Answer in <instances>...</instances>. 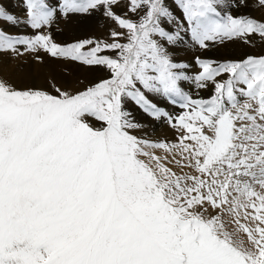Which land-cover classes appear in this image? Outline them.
I'll return each instance as SVG.
<instances>
[{
    "label": "snow or ice",
    "instance_id": "6c2138e0",
    "mask_svg": "<svg viewBox=\"0 0 264 264\" xmlns=\"http://www.w3.org/2000/svg\"><path fill=\"white\" fill-rule=\"evenodd\" d=\"M120 3L21 0L23 20L0 5V24L33 30L0 26V58L42 51L110 73L75 93L0 79V264H264V55L197 56L190 77L170 51L186 37L264 42V18L242 12L249 0H127L117 14ZM94 12L121 29L111 42L61 45L48 31ZM129 102L175 139L133 134Z\"/></svg>",
    "mask_w": 264,
    "mask_h": 264
},
{
    "label": "bare ground",
    "instance_id": "6f19581e",
    "mask_svg": "<svg viewBox=\"0 0 264 264\" xmlns=\"http://www.w3.org/2000/svg\"><path fill=\"white\" fill-rule=\"evenodd\" d=\"M7 2L8 0H0V3L3 7L6 6ZM254 3L255 0H249L248 9L251 12V14H253L254 17L258 18L260 12L264 11V8L254 7L253 6ZM134 16L136 15L131 13V15H128L127 18H133ZM98 20H100V22H102L103 20L105 22V25L101 26ZM108 20L106 18L100 19L98 15H94V14L88 16L81 15V17L79 18L73 15H70L69 18L62 17L58 26V28L60 29V35L55 39V42L59 41L61 38L67 41V43L63 45L70 44L75 41L78 42L85 38L94 39L98 41L111 42V37H110L111 30L115 29L117 31H121V29L118 28L115 22H113L110 19ZM22 26L25 27L24 34L27 35L33 34V30L27 28L24 24H22ZM186 41H187L186 43L180 44L181 45L180 47L170 48V51L173 53V56L175 57L178 56L180 60H182L183 62L185 61L186 64H189V62L187 63V61L192 58L194 59L195 56H198L197 54L203 52L204 49H200L197 46H193L191 42L187 40V37H186ZM218 45H220L221 51L216 50L217 54H212V56L223 57L224 56L223 53H226L230 56H235L237 54L242 53L243 50L242 48L249 46L258 49L259 52L264 51V42H260L259 40H257L254 45H246L240 41L225 42L224 44H218ZM39 55L42 57V59L41 60L36 59L32 62L30 61L31 60L30 58L32 57L35 58V55L31 53L25 52L22 56H10L9 57L10 60L9 61L6 60L8 62V69L0 68V79L7 81L16 88L18 86L24 88L25 87L24 84L26 83L25 85H28L29 80H32L36 86L38 85L43 86L44 79H48L51 77L52 79H54L53 81L58 87L65 89L67 91L68 90L71 91L76 88L75 81L79 82L81 79H83L82 80L83 83H87V82L91 83V81L94 79V77L98 74L100 70H104L108 72L107 69L101 66H87L77 61L52 58L48 54L42 51L39 53ZM22 61L26 63L20 65ZM193 70L194 69H192V71ZM141 117L143 119V115ZM142 119L140 120V124H142L145 128L148 129L149 126L146 125Z\"/></svg>",
    "mask_w": 264,
    "mask_h": 264
},
{
    "label": "rangeland",
    "instance_id": "374dc122",
    "mask_svg": "<svg viewBox=\"0 0 264 264\" xmlns=\"http://www.w3.org/2000/svg\"><path fill=\"white\" fill-rule=\"evenodd\" d=\"M122 2L120 3V5L122 6H118L114 9V11L117 13V14H122L126 11L124 5L127 3V0H121ZM125 2V3H124ZM1 5V3H0ZM4 8L20 17L21 20H23L25 17H24V12H23V5L21 4V0H8L6 6H4ZM247 10V12H246ZM245 9H242V12L246 13L247 15L251 16V17H254L253 14H251V12L249 11L248 7ZM94 15H98L100 19H104L106 18L105 16H103L102 12H94L93 13ZM73 16L75 17H81V15H78V14H72ZM102 15V16H101ZM128 15H131V13H129ZM63 16H60L58 15L55 22L53 23V25L51 26V28L48 30L51 32V35L53 36V39L55 40L57 37H59L60 35V29L58 28L59 26V23L61 21V18ZM256 18V17H254ZM264 18V11H261L260 14H259V17L257 19H262ZM107 20L109 18H106ZM132 20H137L138 19V16H134L133 18H130ZM109 21V20H108ZM99 24L101 26L105 25V22L102 20V22H100V20H98ZM0 26H2L7 32H9L10 34H24L25 32V27L22 26V24L18 27H13V26H10L8 25L7 23H3V24H0ZM86 39V38H85ZM76 42V41H75ZM73 42V43H75ZM58 44H65L67 43V41L63 38H61L59 41H57ZM181 45H178V46H175L176 48L177 47H180ZM219 46V47H218ZM210 48V49H209ZM209 48H207L206 50L204 49L203 52H201L200 54H197L200 58L202 59H210V60H214V61H220V62H223L224 60H229V59H232V60H238V59H241L243 57H245L246 55H254V56H260V55H264V51L262 52H259L258 49L254 48V47H244L242 48V53L241 54H237L235 56H230L226 53H223V57H217V56H212V54H217L216 53V50L217 51H221L220 50V45L218 44H215V45H211ZM214 49V50H213ZM245 49V50H244ZM259 53H257V52ZM102 54H106V55H114V53H111V52H108V53H102ZM35 55V54H34ZM11 55L9 56H4L2 58H0V68L2 69H8V62L10 60V57ZM197 56H195L196 58ZM195 58L193 59H190L187 61V63L189 62V67L187 69H185V73L187 75H189L190 77L191 76H194L195 74H197L200 69L198 68V66L195 64ZM31 62L36 60L35 58H30ZM174 59L177 61V62H181V63H184L182 60H180L178 58V56H174ZM7 60V61H6ZM11 62V61H10ZM26 62L22 61L20 63L21 64H25ZM186 63V62H185ZM194 69L192 71V69ZM110 75L109 72H106L104 70H100L98 72V74L94 77V79L91 81V83L87 82V83H83V79H81L79 82L75 81L76 83V90L73 89L69 92H72V93H75L76 91L78 90H82L84 87L83 86H90L96 82H99L100 80L102 79H106L108 78ZM51 79V80H50ZM50 80V81H49ZM54 79H52L51 77L48 78V79H44L43 81V86L42 85H38L36 86L34 84V82L32 80H29L28 82V85H25L24 84V88L22 87H17L19 89H25V88H35V89H41V90H45V91H49L50 93L52 94H56L54 89L51 87L52 84H55ZM46 82V84H45ZM81 82V84H80ZM191 83V81H186V82H183V87L185 89V91H188L190 94L192 92V95L196 96L197 94L199 96H202V97H205V98H208L210 95H211V89H208V90H197L195 88V85H193V83ZM30 83V85H29ZM34 84V85H33ZM87 84V85H86ZM56 85V84H55ZM27 86V87H26ZM49 86V87H47ZM57 86V85H56ZM79 86V87H78ZM52 88V89H51ZM62 89V88H61ZM62 90H65V89H62ZM191 90V91H190ZM197 90V91H196ZM67 91V90H66ZM159 106L160 107H163L165 111H168L170 114H172L173 116H176L178 115L182 110L179 108L178 105H172L170 102L168 101H161L159 102ZM126 108L128 111L131 112L132 116L135 118V120L140 123V120L142 119V115H143V122L148 125V129L145 128L144 126L140 129H136V130H133V134L137 135L138 137H142V138H146V139H150V140H153V141H160V140H168V141H173L176 137V132L175 130L168 124L166 123L164 120H161V121H154L150 118H148L145 114L142 113V111L137 107L135 106L132 102H129L127 105H126ZM141 114V115H140Z\"/></svg>",
    "mask_w": 264,
    "mask_h": 264
}]
</instances>
